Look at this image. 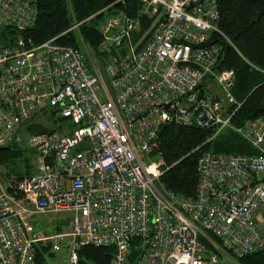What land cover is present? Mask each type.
<instances>
[{
  "label": "built area",
  "instance_id": "obj_1",
  "mask_svg": "<svg viewBox=\"0 0 264 264\" xmlns=\"http://www.w3.org/2000/svg\"><path fill=\"white\" fill-rule=\"evenodd\" d=\"M221 1L139 0L155 21L147 40L132 42L137 18L107 17L100 52L124 56L98 62L84 42L34 45L22 32L35 25L37 0H0V147L29 148L37 163L12 191L0 175V264H39L38 249L62 245L68 264L85 245L113 248L110 264H223L264 252V117L231 125L241 103L234 70L221 68L224 43L235 48L219 28ZM48 107L70 125L24 136ZM166 124L214 129L210 140L229 128L259 154L204 152L195 197L179 195L161 184L165 162L146 161ZM65 213L67 231L31 233V216Z\"/></svg>",
  "mask_w": 264,
  "mask_h": 264
},
{
  "label": "trees",
  "instance_id": "obj_2",
  "mask_svg": "<svg viewBox=\"0 0 264 264\" xmlns=\"http://www.w3.org/2000/svg\"><path fill=\"white\" fill-rule=\"evenodd\" d=\"M37 9L35 25L22 32L26 39H30L34 45L53 40L57 45L71 47H80L84 42L98 62H103L107 54L124 56L123 47L100 52L103 43L100 25L107 17L125 14L137 18L140 30L132 35L133 43L140 39L143 44L155 25V21L140 14L139 0H37ZM219 11V28L237 49L229 46L226 50L224 43L221 68L234 70L236 74L233 94L241 106L233 113L231 125L238 127L264 117V0H222ZM76 22L80 23L78 29L69 31ZM49 118L53 120L54 127L49 128L33 118L27 123L23 135L62 130L64 125H70L67 120L57 118L55 111ZM225 130L226 136L216 144L214 150L212 142L216 137L210 140L214 129L162 125L157 134L158 149L152 154L161 158L165 167H169L160 179L161 184L176 194L195 197L198 182L196 165L204 152L246 156L259 154L235 131L229 128ZM35 153L17 144L0 147V175L8 183L10 191L25 177L36 173ZM48 250H37L39 264H44L43 252ZM113 252L111 247L94 245L77 249L79 264H110ZM233 260L237 264H264V252Z\"/></svg>",
  "mask_w": 264,
  "mask_h": 264
},
{
  "label": "rangeland",
  "instance_id": "obj_3",
  "mask_svg": "<svg viewBox=\"0 0 264 264\" xmlns=\"http://www.w3.org/2000/svg\"><path fill=\"white\" fill-rule=\"evenodd\" d=\"M105 79L107 84L109 85V80L107 79L106 73L103 70ZM55 111L54 108L48 107L47 110L44 113L38 112L35 117V122H40L47 127L51 128L54 127V122L51 118H49L51 115H53V112ZM227 130L221 132L219 136H216L215 140L212 142V149L216 150L217 143L226 136ZM29 150V148H27ZM149 160H157V157H147L146 161ZM6 186L8 185L7 182H5ZM70 213L65 214H49V215H33L31 216L29 222L30 227L32 229L31 233L36 234L38 236H51L55 233H58L60 231H67L68 230V221L64 218L69 219ZM58 227L62 228L61 230L57 231ZM68 240V239H67ZM52 242V240H51ZM44 253V264H68L69 260V254L70 250L68 247H65L64 245L61 246L59 251H53L50 247L48 252ZM223 264H237L234 260L229 259L226 262L223 260V257H220Z\"/></svg>",
  "mask_w": 264,
  "mask_h": 264
},
{
  "label": "water",
  "instance_id": "obj_4",
  "mask_svg": "<svg viewBox=\"0 0 264 264\" xmlns=\"http://www.w3.org/2000/svg\"><path fill=\"white\" fill-rule=\"evenodd\" d=\"M226 50H227V48H226ZM43 111V110H42ZM58 169L60 170V167H58Z\"/></svg>",
  "mask_w": 264,
  "mask_h": 264
},
{
  "label": "bare ground",
  "instance_id": "obj_5",
  "mask_svg": "<svg viewBox=\"0 0 264 264\" xmlns=\"http://www.w3.org/2000/svg\"><path fill=\"white\" fill-rule=\"evenodd\" d=\"M226 48L228 49L229 47L226 46Z\"/></svg>",
  "mask_w": 264,
  "mask_h": 264
}]
</instances>
